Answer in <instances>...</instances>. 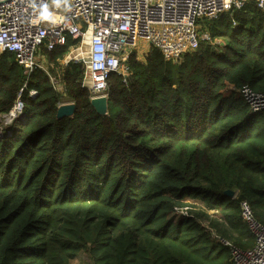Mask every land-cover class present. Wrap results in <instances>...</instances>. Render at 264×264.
Here are the masks:
<instances>
[{"label":"trees","instance_id":"obj_1","mask_svg":"<svg viewBox=\"0 0 264 264\" xmlns=\"http://www.w3.org/2000/svg\"><path fill=\"white\" fill-rule=\"evenodd\" d=\"M202 29L211 40L178 61L152 45L144 59L131 52L129 80L109 78L107 115L85 63L62 64L79 39L41 48L62 93L0 50V114L19 92L26 114L0 137V264L83 253L87 264H235L222 238L254 247L240 202L264 224V111L239 89L264 93V11L250 1ZM66 101L75 115L59 119Z\"/></svg>","mask_w":264,"mask_h":264},{"label":"built area","instance_id":"obj_2","mask_svg":"<svg viewBox=\"0 0 264 264\" xmlns=\"http://www.w3.org/2000/svg\"><path fill=\"white\" fill-rule=\"evenodd\" d=\"M250 1L264 11V0H0V50L12 54L27 74L44 69L62 93L65 87L50 74L41 48L61 47L70 35L80 43L71 48L62 64L84 61L83 85L91 98L108 95L112 73L129 80L130 53L141 40L157 47L167 59L180 60L202 41L211 40V33L202 29L205 20ZM239 90L252 112L264 111V93L248 85ZM36 94L30 91L31 97ZM24 109L19 92L9 113L1 114L0 137L12 132L10 126L24 123ZM240 204L256 244L242 249L224 238L222 242L230 246L235 264H264V224L254 216L248 201Z\"/></svg>","mask_w":264,"mask_h":264},{"label":"water","instance_id":"obj_3","mask_svg":"<svg viewBox=\"0 0 264 264\" xmlns=\"http://www.w3.org/2000/svg\"><path fill=\"white\" fill-rule=\"evenodd\" d=\"M108 100L109 95L103 94L100 96L92 97L91 104L96 109L97 112L107 115L108 112ZM76 104L72 101L62 102L57 109V117L62 119V117L68 116L73 117L75 115ZM226 194L230 197H234L235 191L227 190Z\"/></svg>","mask_w":264,"mask_h":264},{"label":"rangeland","instance_id":"obj_4","mask_svg":"<svg viewBox=\"0 0 264 264\" xmlns=\"http://www.w3.org/2000/svg\"><path fill=\"white\" fill-rule=\"evenodd\" d=\"M149 48H150V44L147 41H145V40H141L140 43L137 46V52L139 53L138 57L140 59H144V57L146 56V53L148 52ZM175 61H178V60H175ZM0 120H2L1 119V114H0ZM16 127L17 126L14 125V126L11 127V129L16 128ZM183 211L184 210H181V212H183ZM87 262H88V255L86 253H83V254L77 256L72 264H87Z\"/></svg>","mask_w":264,"mask_h":264},{"label":"crops","instance_id":"obj_5","mask_svg":"<svg viewBox=\"0 0 264 264\" xmlns=\"http://www.w3.org/2000/svg\"><path fill=\"white\" fill-rule=\"evenodd\" d=\"M149 49H150V48H149ZM148 51H149V50H148ZM136 53L139 54V53L137 52V50H136ZM44 59H45V62L47 63V58H46V56H45ZM47 65H48V64H47ZM48 69H49V68H48ZM1 124H2V120H0V125H1ZM12 126H13V125H12ZM12 126H10V128H11Z\"/></svg>","mask_w":264,"mask_h":264},{"label":"clouds","instance_id":"obj_6","mask_svg":"<svg viewBox=\"0 0 264 264\" xmlns=\"http://www.w3.org/2000/svg\"><path fill=\"white\" fill-rule=\"evenodd\" d=\"M43 7H44V9L45 10H47V7H48V5H47V3L45 2L44 4H43ZM14 126V125H13ZM19 126V125H18ZM10 130L12 131V129L10 128Z\"/></svg>","mask_w":264,"mask_h":264}]
</instances>
